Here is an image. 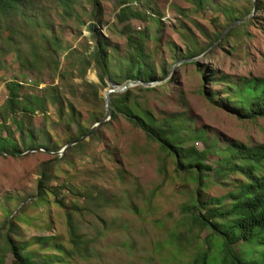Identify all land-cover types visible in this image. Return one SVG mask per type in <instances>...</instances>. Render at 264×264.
<instances>
[{
	"label": "rangeland",
	"instance_id": "1",
	"mask_svg": "<svg viewBox=\"0 0 264 264\" xmlns=\"http://www.w3.org/2000/svg\"><path fill=\"white\" fill-rule=\"evenodd\" d=\"M74 1V14L66 17L56 2L36 0L32 27L18 28L19 34L13 36L8 48L4 45L0 52V112L8 96L7 83H18L20 94L44 95L46 87H54L63 101L72 104L79 125L89 129L96 117L104 116L108 80L103 85L93 64L85 69L83 58L100 39L113 55L110 69L114 82L127 84L131 81L122 82L120 77L130 51L127 36L142 34L156 81L148 87L127 89L135 114L141 109L157 122L175 124L184 147L203 150L204 141L221 148L235 142L264 144V117L240 119L208 100L223 90V84L211 78H264V0H211L202 9L187 0H128L125 5L122 0ZM223 6L252 14L247 19L251 23L238 33L226 34L204 56L209 48L191 58L193 61H179L173 67L176 55L188 43L206 48L209 39L222 31L219 27L225 22L218 11ZM123 7L126 17L120 18ZM2 44L0 41V47ZM28 121L36 142L57 151L29 149L18 157L0 152V253H7L5 236L20 242L33 236H51L55 244L71 249L64 210L55 204L52 194L46 202L36 198L42 190L40 181L52 187L64 186L60 194L66 206L84 209L72 216L85 249L66 263L54 264H187L207 247L205 238L210 232L191 229L190 216L182 211L196 185L176 177L172 160L165 161L158 144L126 117H109L94 135L79 143L81 148L66 150L61 156L57 153L73 142L78 123L67 126L57 115V106L52 105L47 106L45 116L37 113L26 117L25 123ZM6 124L11 123L8 120ZM14 133L19 141V134ZM6 134L7 129L0 130V135ZM199 136L200 141L196 140ZM215 159L209 155L206 164L215 167ZM226 189L211 183L204 194L220 197ZM85 195L90 196L88 203ZM10 224L20 228L19 236L9 231ZM212 242L210 264H220V241ZM28 250L39 256L56 254L34 244ZM12 260L7 253L3 264H12Z\"/></svg>",
	"mask_w": 264,
	"mask_h": 264
},
{
	"label": "trees",
	"instance_id": "2",
	"mask_svg": "<svg viewBox=\"0 0 264 264\" xmlns=\"http://www.w3.org/2000/svg\"><path fill=\"white\" fill-rule=\"evenodd\" d=\"M51 1L57 3L64 16L72 17L74 14V0ZM127 1L122 0V5L127 4ZM187 1H190L198 9H202L206 3L211 2V0ZM257 1L260 2V0ZM36 5V0H0V41L3 42L0 52L3 51L4 45L8 44V48L13 36L19 34L18 28L32 27L30 25L33 21L31 14L37 10ZM125 11V7L121 8L120 18L126 17ZM218 12L225 22V25L219 27L223 28L222 31L209 39L210 42L206 48L199 49L192 41L188 43L183 52L176 55L172 66L179 61L201 55L211 48L228 26L249 15V13L244 15L238 13L231 6H223L219 8ZM154 21L158 23V20ZM249 23L251 20L231 29L226 36L238 33ZM4 33H7V36H4ZM91 34H94L92 30ZM127 46L130 51L128 57L125 58L124 67L120 68L121 81H141L143 83L156 81V74L150 63L151 54L145 48V37L142 34L138 37L128 35ZM83 59L85 69L90 64L94 65L98 71V79L103 85L106 80L116 81L110 69L113 55L107 51V44L103 41L99 39L87 58ZM22 62L27 64L25 60ZM192 64L198 66L197 62H192ZM161 74L163 77L166 76L165 69H161ZM210 80L220 85L223 84V90H220L221 95L218 94L219 92H214L209 96L210 103L234 113L240 119L253 120L264 117V78L237 77L234 81L227 78L224 80L211 78ZM84 84L88 86L87 83ZM6 89L8 96L0 112V130L7 129L6 135H0V152L2 154L16 157L26 150L36 148L51 152L57 151L56 148L36 142L35 134L31 130V123H29L30 120L25 123L26 117L33 118L37 113L45 116L48 105L57 106V115L65 121L67 126L73 121L78 123L73 142L85 135L94 125L92 123L89 129L79 125L78 114H75L72 104L63 101L54 87H46L44 95L20 94L22 88L16 82L7 83ZM129 93L130 91L126 90L122 94L109 95L110 117L115 119L118 114L126 117L150 141L158 144L165 161L167 158L172 160L173 172L176 177L186 184L196 185L194 192L190 194L188 204L182 207V211L190 216L191 229L205 230L210 233L205 238L207 247L197 252L196 256L187 264H210L214 257L215 242H212L213 240H219L222 247L220 264H264V144L246 146L235 142L221 148L215 142L204 141L205 148L203 150H198L194 146L184 147L183 138L175 124L166 120L157 122L152 114L141 109H137L139 113L135 114L128 102ZM8 120L11 124H6ZM100 120L99 117H96L95 123ZM14 132L19 134V141L15 138ZM196 140L200 141L202 137L199 136ZM21 147L25 149L22 150ZM81 147V144H76L71 147L72 149L68 148L67 151ZM209 155L215 156L216 159L213 163L215 167L206 164ZM43 176L47 178L48 174L44 172ZM211 183L227 188L226 192L220 197L204 194ZM38 186L42 188V190H38L36 196L39 201L46 202L47 196L52 194L55 204L64 210L71 249L67 250L63 246L55 244L54 237L51 236H33L28 242H20L11 239L10 236H5L6 251L13 258L12 264L66 263L73 254L78 255L85 249L83 237L78 233L77 224L72 216V213L82 212L84 209L77 205H73L70 209L66 206L65 199L60 194L65 189L64 186L52 187L41 181ZM85 199L86 203L91 200L89 195H85ZM11 224L9 231L19 236L20 228H13ZM33 244L42 250L55 251L56 254L43 256L34 254L28 250ZM5 253H0V264H3L4 256L7 255Z\"/></svg>",
	"mask_w": 264,
	"mask_h": 264
},
{
	"label": "water",
	"instance_id": "3",
	"mask_svg": "<svg viewBox=\"0 0 264 264\" xmlns=\"http://www.w3.org/2000/svg\"><path fill=\"white\" fill-rule=\"evenodd\" d=\"M255 9V5L253 4V11ZM252 14H250L249 16H247L246 18L242 19V20H237L235 21L234 23H232L230 26H228L224 31L223 33L221 34V36L219 37V39L215 42V44L212 45V47L206 52L203 54V56L205 54H207L208 52H210L212 49H214L216 47V45L219 43V41L233 28L239 26L240 24L244 23L247 19H249L251 17ZM194 59H186V60H182L180 61L178 64H181L183 62H191L193 61ZM175 67V66H173ZM153 84V82L151 83H143L141 81H133V82H128L127 84H124V85H118L114 82H111V81H107V90L105 91L104 95H103V99H104V116L103 118L95 123L91 128L90 130L85 134L83 135L82 137H80L78 140L74 141V142H71L69 144H67L60 152H58L57 154L59 156H61L69 147L71 146H74L76 144H79L83 141H85L86 139H88L91 135L95 134L97 132V130L99 129V127H101L105 122L108 121L109 117H110V114H109V95L110 94H114V93H123L125 92L128 88L130 87H134V86H138V85H141V86H145V87H148V86H151ZM20 156V155H19ZM18 157V156H16Z\"/></svg>",
	"mask_w": 264,
	"mask_h": 264
}]
</instances>
